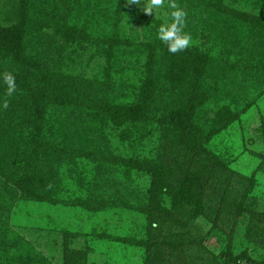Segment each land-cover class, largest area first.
<instances>
[{"label":"rangeland","instance_id":"obj_1","mask_svg":"<svg viewBox=\"0 0 264 264\" xmlns=\"http://www.w3.org/2000/svg\"><path fill=\"white\" fill-rule=\"evenodd\" d=\"M177 2L188 13L190 47L209 59L195 151L159 125L171 93L158 92L138 120L116 122L104 110L143 97L148 52L155 48L154 69L158 28L170 21V9L150 14L129 0H0V27H14L50 86L68 77L79 93L65 105L53 96L43 102L46 139L36 159L25 155L30 165L13 156L0 160L1 178L13 187L0 202V264H264V0ZM71 26L88 35L70 41L64 28ZM6 61L0 58V66ZM89 105L103 110L96 120ZM225 107L234 116L228 122ZM15 111L19 124L0 109V156L10 130L27 139L32 129L28 111ZM60 121L75 136L67 148L56 136ZM79 123L84 130L74 128ZM87 138L93 146L83 147ZM132 156L162 161V180L186 200L184 183L195 177L199 200L171 205L172 195L163 192L150 207L149 172H125L130 165L122 160ZM26 168L38 179L34 195L19 184Z\"/></svg>","mask_w":264,"mask_h":264},{"label":"trees","instance_id":"obj_2","mask_svg":"<svg viewBox=\"0 0 264 264\" xmlns=\"http://www.w3.org/2000/svg\"><path fill=\"white\" fill-rule=\"evenodd\" d=\"M114 13L115 11H113V14ZM64 31L67 34L66 38L70 39V41H75L76 37L83 38L88 35L85 28L76 29L73 26L64 28ZM159 49L161 50L157 59L159 66L154 69L152 68L151 63L155 62V60H153L156 53L155 48H151L148 52L146 66L150 76L141 84L143 97L138 99V102L135 103L116 105L107 104L104 108V110L107 109L105 113L109 115V118H112L116 122L127 119L130 121L138 120V114L143 111V108H146V105H148L147 103H150L158 92L164 91L166 93H171L172 96L168 101L170 106L165 107L166 104L161 106V108H165V110L159 117V125L164 128L166 133H173L178 144L190 151H195L201 142L202 137L200 139L199 137L202 136L201 132L204 130L198 123L199 117L197 114V108L206 96L202 90L201 80L202 77H204L209 64L208 56L205 52H202L194 46H189L184 51L173 54L170 53L167 50V46L161 42ZM0 58H2V60L7 59L6 65L0 66V103L4 100L9 101V107L6 110L10 115L12 124L20 123V118L15 111L19 106L23 111H28L29 117L27 122H29L30 125L33 124L32 129L29 130L27 139H24L23 135L15 129L8 132L10 146L6 151L2 152L0 160L13 156L17 159L20 158L19 160L21 161L26 160L24 164L27 167L30 162L25 155L29 153V159H36L37 154L46 139L41 133L42 130L39 125L42 124L44 115H46L47 104L45 106L43 105V102L45 100L47 101L48 98L54 97L53 99L56 102L65 105L70 102L72 97L78 96L79 93L77 92L76 86L73 85L74 80L68 77L56 80V83L50 86L48 80L44 76L43 63L37 57H34L27 52L23 38L20 35H15L13 26L0 27ZM8 71L15 74L17 82V91L12 97L7 96L6 85H4L2 79V74ZM162 79L165 83H161ZM50 88L55 89L56 93H50L48 95L47 91H50ZM181 88L182 91L184 90V94L182 95H180ZM82 95L83 97H87L84 93H82ZM89 107L94 114L93 119L96 120V116H100L99 113L103 110L100 109V106L94 108V105H89ZM221 115L223 122H228L234 117H232L233 114L229 112L227 107L223 109ZM13 117L17 118L18 121L12 120ZM64 123V121L58 122V127H60V129L57 130L59 132L56 136L61 137L60 139L63 141L59 145L67 148V146L71 145L70 143L75 140V136H71L68 132H65V130L62 129L64 128ZM85 124L88 129L91 128L89 121H86ZM74 128L84 130V126L81 123L76 124ZM56 129L57 126L55 127V130ZM16 132L18 133L17 135L14 134ZM78 135L80 134H77V136ZM82 140L85 141L83 147L91 144V141H89L88 138ZM28 145H30V147L26 148ZM91 146L93 145H90V147ZM53 149L55 151V148ZM42 154L47 159H50L47 161L53 159V152L43 151ZM122 161L124 164L126 163L127 165H130L125 168L126 173L130 172L131 167L140 166L151 175L152 194L150 198V207L158 205L159 200H156L155 197L163 192L172 195L173 204L171 205H179L186 202L189 203V201L190 203H194L195 200H199L198 188L200 185L195 181L193 175L194 178L190 176V179L186 180L184 183V187H186L187 190L186 200L185 195H181L180 192L173 193L168 184L162 180V174L165 170V164L162 163V161L159 163H146L145 161H139V159L134 158V156L125 158V160ZM1 166L2 164L0 162V181L4 183V186L0 187V202L9 197L8 195L13 191L11 190V188H13L11 185L12 181L8 182L1 178L3 175L1 174ZM27 170L28 171L23 172V177L21 176L22 179L19 180V184L21 189L30 190L31 195H34L36 190H38L36 188L38 187V185H36L38 179H33L32 181L30 177L32 172L29 169ZM34 185L36 186L33 187ZM151 224H153V221Z\"/></svg>","mask_w":264,"mask_h":264},{"label":"clouds","instance_id":"obj_3","mask_svg":"<svg viewBox=\"0 0 264 264\" xmlns=\"http://www.w3.org/2000/svg\"><path fill=\"white\" fill-rule=\"evenodd\" d=\"M129 3L139 5L144 12L150 14L165 6L171 10L169 13L170 21L162 23L158 28V39L167 46L170 53L182 52L193 43L191 34L185 31L188 13L177 0H129ZM2 79L6 85L7 96L12 97L17 91L15 74L11 71L4 72ZM8 107V100L0 103V109H7Z\"/></svg>","mask_w":264,"mask_h":264}]
</instances>
